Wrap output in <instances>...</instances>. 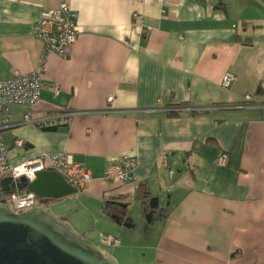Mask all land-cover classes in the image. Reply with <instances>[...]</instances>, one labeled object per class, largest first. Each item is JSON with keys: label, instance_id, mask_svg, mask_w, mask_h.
I'll return each mask as SVG.
<instances>
[{"label": "crops", "instance_id": "obj_1", "mask_svg": "<svg viewBox=\"0 0 264 264\" xmlns=\"http://www.w3.org/2000/svg\"><path fill=\"white\" fill-rule=\"evenodd\" d=\"M61 1L0 0V78L43 63L34 23ZM65 1L78 37L66 56L47 54L31 121L8 104L10 161L66 151L85 162L93 177L62 216L84 235L137 226L110 217L114 196L145 212L157 196L147 264H264V104H242L264 100V0ZM124 154L133 178H104Z\"/></svg>", "mask_w": 264, "mask_h": 264}, {"label": "built area", "instance_id": "obj_2", "mask_svg": "<svg viewBox=\"0 0 264 264\" xmlns=\"http://www.w3.org/2000/svg\"><path fill=\"white\" fill-rule=\"evenodd\" d=\"M134 16L138 17L139 14L136 12ZM34 32L43 42L44 61L50 52L66 56L70 46L78 37L77 13L67 1L62 0L57 7L41 11L34 23ZM44 61L30 72L15 70L10 77L0 78V180L2 177L10 175L15 181L25 176L30 182L36 178L38 171L52 168L64 175L68 182L79 190L93 177L92 169L85 162L75 160L73 155L66 151H45L33 157L12 162L8 157L7 145L3 139V129L10 125V119L3 115L8 110L9 103L25 104L27 106L25 120L31 121L30 111L41 98L42 77L45 71ZM235 78L236 75L233 72L227 71L223 75L222 84L230 86ZM53 91L56 95L60 92L58 84L53 85ZM113 97V95H109L108 101L112 102ZM258 100L253 93H245L242 104H264V100ZM16 143L22 145L24 140L19 138ZM226 158L227 153L222 152L218 160L220 163H224ZM136 164L137 160L132 156L120 155L117 161L107 166L103 177L121 182L132 179V172ZM1 201H6L17 212L39 203L38 195L34 191L17 187L9 191L5 198H0ZM98 239L104 245L120 244V238L113 233L99 232Z\"/></svg>", "mask_w": 264, "mask_h": 264}, {"label": "water", "instance_id": "obj_3", "mask_svg": "<svg viewBox=\"0 0 264 264\" xmlns=\"http://www.w3.org/2000/svg\"><path fill=\"white\" fill-rule=\"evenodd\" d=\"M0 186L5 192L16 187L27 188L40 198L55 199L78 191L64 175L52 168L38 171L36 178L30 182L25 176L18 181L10 175L4 176ZM157 206L158 197H151L145 212L147 221L152 220ZM111 209L108 213L112 219L126 226L132 225L123 221L116 212L111 213ZM0 264L119 263L114 256L106 254L97 243L76 230L67 218H59L44 202L17 212L6 201H1Z\"/></svg>", "mask_w": 264, "mask_h": 264}, {"label": "rangeland", "instance_id": "obj_4", "mask_svg": "<svg viewBox=\"0 0 264 264\" xmlns=\"http://www.w3.org/2000/svg\"><path fill=\"white\" fill-rule=\"evenodd\" d=\"M74 196L77 198L69 201L67 198L69 195L56 199L51 197H42L38 198V201L47 204L52 209V211L58 214L59 218H62L63 214L66 212L72 214V209H74L76 206H79V201L82 200L79 198V192H76ZM127 200H129V203L128 207L125 208V217L127 220H131L133 223L137 224V226L126 227L124 228L125 233L118 234L121 241L119 245H104L100 243L98 235H85L87 238L97 243L106 254L114 256L118 260L119 264H147L150 257L149 253L151 251L145 249L143 246V243L150 241L147 236H145L147 230L146 227L147 225H152L153 231H155L154 235L156 236L158 232L156 227H158L159 223L156 218H154L153 221H147L145 211L143 209L141 210L140 201H136L134 196L128 197ZM149 201L146 203V206L148 207ZM109 210L110 209L108 208V211ZM73 226L76 230H78L74 224ZM99 228L103 229L105 232L116 233V230L112 228L104 229L102 226H99ZM96 232L97 230L94 231V233Z\"/></svg>", "mask_w": 264, "mask_h": 264}, {"label": "flooded vegetation", "instance_id": "obj_5", "mask_svg": "<svg viewBox=\"0 0 264 264\" xmlns=\"http://www.w3.org/2000/svg\"><path fill=\"white\" fill-rule=\"evenodd\" d=\"M109 201V209H111V213L116 212L118 214V216H120L121 219H123V221H126V217H125V213H126V207H128V202L126 200H121V198L114 196L113 198H111V201H115L114 203H111L110 200Z\"/></svg>", "mask_w": 264, "mask_h": 264}, {"label": "trees", "instance_id": "obj_6", "mask_svg": "<svg viewBox=\"0 0 264 264\" xmlns=\"http://www.w3.org/2000/svg\"><path fill=\"white\" fill-rule=\"evenodd\" d=\"M7 193L8 192L3 191L1 186H0V198H2V197L5 198L7 196ZM38 198H40V197L38 196Z\"/></svg>", "mask_w": 264, "mask_h": 264}]
</instances>
